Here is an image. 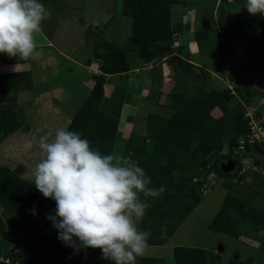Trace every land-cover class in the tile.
Returning <instances> with one entry per match:
<instances>
[{"label": "trees", "instance_id": "obj_1", "mask_svg": "<svg viewBox=\"0 0 264 264\" xmlns=\"http://www.w3.org/2000/svg\"><path fill=\"white\" fill-rule=\"evenodd\" d=\"M48 1L40 0L43 5ZM172 5L184 6L187 5V0H121L120 13L131 19L126 42L123 46H118L103 38H96L92 55L99 62L100 74L93 75L94 84L90 92L66 127L69 131L81 133L82 138L88 139L91 146L99 149L102 154H111L118 134V117L125 91L123 87H116L109 97H104L103 85L106 75L127 72L131 64L138 60L150 62L164 57L176 77L181 79L185 75L193 81L188 82V87L184 89L176 81L175 89L169 93L172 103L167 106L165 104L173 112L169 116L155 111L148 112L146 129L143 130L146 134L128 138L125 146L124 155L131 154L150 177L149 187L155 185L156 189L161 186L165 189L157 196V201L148 198L154 213H148L146 210V215L139 224L140 230L150 232L147 244L158 246L164 244L165 235L171 232L172 227L181 223L200 200L199 195L195 199L179 197L187 190L194 194L198 191V185L201 190L206 184L207 179L199 174L197 178L196 171L207 167L216 174L226 175L222 174L224 172L220 163L236 157L238 168L227 173L234 176L237 169L241 168L242 157L251 152L264 157V143L247 145L240 155L233 153L237 139L248 130L243 106L237 102L236 107H229L228 103L233 98L229 89H212L208 92L210 97L205 99L201 90L206 80V71L200 69L198 73H194L190 69L192 66L185 59L173 55L175 29L171 21ZM231 28L242 33L244 40L261 56L258 64L264 65V17L251 16L243 7ZM213 31H216V28L194 32V39L201 50L211 48V45H215L218 50L222 48L221 42L212 38ZM210 54H214L213 50ZM182 80L186 81L185 78ZM20 87L28 90L31 88L28 72L0 75V93L16 91ZM215 107L222 111L221 116L217 118L211 114ZM22 125L23 121L17 119L14 104H0V144L7 135L18 131ZM146 136L154 139L153 145L145 144ZM224 145L227 146L226 152H223ZM218 156L219 161L210 162V158ZM259 157L256 156L253 160L256 167L260 166ZM161 164L162 172L160 177L155 179L156 169ZM183 170H187L185 187H181L173 175L174 172L179 174ZM259 172L255 170L251 176L258 178ZM21 173V166L11 169L0 165V208L9 215L7 222L0 217V233L5 228L12 232L11 246L8 251L0 252V256L13 257V263L0 260V264H14L15 261L21 264H61L58 259L60 253L71 260V247L61 242L58 235L43 234L40 229L41 222L48 213L53 211L52 214H55V201L43 197L35 184L30 185ZM245 177L246 175L240 176L239 180ZM208 229L234 238H240L252 230H264V204L260 207L241 197L226 194L209 222ZM261 244L264 247V235ZM172 255V263H166L161 257L140 256L136 264H253L251 257L244 260L230 259L226 263L219 254L198 247L174 246ZM101 257L102 253L90 252L87 264H96V259L98 264H112Z\"/></svg>", "mask_w": 264, "mask_h": 264}, {"label": "rangeland", "instance_id": "obj_2", "mask_svg": "<svg viewBox=\"0 0 264 264\" xmlns=\"http://www.w3.org/2000/svg\"><path fill=\"white\" fill-rule=\"evenodd\" d=\"M48 2V7H46V10L48 12H57V14L52 13V16H48V18L46 19L48 21V31H50L51 34L52 24L57 21V25L55 27V39L59 43V47H61L63 50H70L72 47L74 49V54L77 55V58L87 59L92 57V42H95L96 38L98 39V37L113 42L118 46H123L125 44L130 32L131 19L129 17L123 16L120 13L121 0H49ZM199 3L203 5L199 6ZM215 5H218V11H213V9L216 8ZM244 5L245 0H187V6L185 7V10H183L184 14L185 12L188 13L189 18L187 19L191 20L194 23H201L203 22L202 20L208 19L210 16H212V12H217L218 20L223 25V28H229V30H231L233 28L230 29V26H232L233 22L236 21L238 16H240V9L245 7ZM172 7V15H174L175 18L174 21L180 19L182 20L183 18H181L180 14H177V6L172 5ZM198 12H201V14H197ZM60 16L61 18H59ZM65 17H67V19L69 20L68 23L71 24L67 25V20L65 19ZM70 19L74 22V24ZM82 21L87 25H84L85 27L81 25L76 27V25H78L79 22ZM95 23L102 24L95 27ZM88 26L90 27V30L86 29V27ZM231 31H236V29ZM77 33L79 37H77ZM217 33V29L216 31H213L212 38L214 40L221 41L220 34ZM239 33L242 35L241 32ZM229 36L235 37L233 33H230ZM240 40L242 39L240 38ZM211 48H205L203 52L204 55H209L212 50L214 53L212 54L213 56H219V54L223 53V47L218 50L215 45H211ZM45 51H48L47 48H44L42 50V55L47 54ZM258 57L259 60L262 59L260 55H258ZM163 58L164 57H161L154 62V64H156L157 66L152 68L153 70H155L156 67H159L160 63L163 64L164 62H167V59L165 58L164 60ZM152 63L144 64L143 66L153 65ZM31 64L35 89L34 95L28 92H13L6 95L8 101H12V103L16 102L17 108L14 107V109H16V116L17 119L19 118L20 121H23V125L18 131L12 132L7 135L0 144V165H6L11 169L21 166V176L25 178L30 185L34 184L31 183L33 179L32 171L35 167V164L38 163L41 159V153L39 152L38 148L35 147V144L38 142L39 137L49 131H52L54 133L57 129H66L74 113L81 105L86 90L88 89V85L86 83L83 84V82H86L84 81L83 75L78 76L76 73L74 74V72L77 70L74 65L69 66V69L66 71L65 69H67V66L65 62H58V70H60V73L58 75H53L50 73L51 69H46L44 70L45 76H42L39 72H37L36 62L34 60H31ZM167 68L171 70L169 66H167ZM168 69H166L165 73L169 72ZM76 76H78V78ZM90 79L94 81L93 78ZM109 79L112 78L105 76V82L103 85L104 97H109L113 86L116 84L113 82L112 84H110ZM113 79L114 80L111 81L116 80L115 76ZM79 82H81L80 87H78ZM124 82L125 87L127 88V94L129 95L131 93V96H129L130 99L126 100L125 107L127 108L130 104L136 103L137 101L136 94L138 92V89H134L133 84L134 82L138 84L139 80H134L130 77L128 81L124 79ZM55 84H59L61 87H65L63 88V93L61 96L63 98L61 102L63 105H58V108H56V110L53 109V103L50 101L52 98L51 95L43 91L50 86H54ZM121 84H123L122 81L118 85ZM205 84L206 80L203 82V86ZM209 87L210 86L206 84V87H204V89L208 91L210 89ZM252 96H254V94L250 93L249 98H251ZM263 98L260 99V102H264ZM37 101L41 103L38 107L36 106ZM250 102L254 104L258 103L256 100H252ZM35 106L38 109H31L34 115L30 116L28 112L22 111L23 113L28 115H25L24 117L22 116V113L20 111L21 107L26 109ZM158 107L159 106L155 105L154 111L159 114H165V116H169L173 112L171 108ZM146 110L147 109H144V107L142 106V111L139 112V109H137L135 110V114H144ZM247 110L259 113L260 117L263 115L261 113L262 109H260V111L258 109L249 107ZM28 111L30 112V109H28ZM126 114H124V117ZM120 116L121 120L118 121L117 125L120 133L117 134L114 140L111 154L115 153L124 155L127 139L132 136L138 137L144 135L145 132H143V130L146 129V121L145 124L143 123V121L142 124L139 121H135L133 122L135 124H132L129 129L125 128L127 130L121 131L123 129L122 127L125 124V121L122 114H119L118 119L120 118ZM138 118L140 119V117ZM131 128L133 130H131ZM28 140H32L34 144V147L31 150H27L24 147L25 143ZM133 142L134 140L132 141V144ZM153 143L154 139L148 136L145 140V144L153 145ZM226 151L227 146L224 145L223 152ZM254 157L256 156L246 155L241 159V165L244 166V168L246 166H249L248 170H250L251 167H253L254 169V165L252 162ZM257 157L259 156L257 155ZM258 159L262 163H264L263 156H260ZM214 160L219 161V156L217 158H210V162ZM162 167L163 166L161 164L156 169L154 176L155 179L160 177ZM207 169L209 168L203 167L195 173V176L197 178H199V174L200 177H205L207 179L206 184L202 186L201 190L200 185H198L199 188L197 189L198 191L196 193L191 194L186 189V192L179 195L180 199H185V197L195 199L199 195L201 197L200 200H198L194 208L185 215L181 223H179L175 227H172V229L170 230L171 232L167 234L165 233L166 241L163 245L158 246L147 244V248L142 256H157L163 258L166 263H172L173 247L188 246L204 248L211 252L219 254L222 257L223 261L226 263L230 259L244 260L248 257H252L255 249L246 242L253 240L256 241L257 239H259L261 237V232L252 230L249 231L246 235L241 236L240 238H234L228 234L208 229V224L218 211L224 196L228 192L233 193L238 189H242L243 191L245 190V188L241 186L244 181L239 180V177H242L243 175L247 176L249 175V173H252L251 171L254 170L248 171V174L243 172L242 170H237L236 175L233 176L232 174L228 175V172L222 173L226 175L216 174V172H212L211 168L207 172ZM186 171L187 170H183L181 172L182 174H178L176 172L173 173V175L175 176V181L178 182L181 187H185V185L187 184V174L185 173ZM152 188H156L155 185H153ZM253 196H255L253 199L248 196H241V198L245 199L251 204H257L259 206L261 204V199L259 197L258 190L256 195ZM179 197H177V200ZM151 199L157 201V197ZM153 200L152 202H155ZM147 211L148 213H154V211H152L151 203ZM52 213L53 211H50L48 215H53ZM0 217L5 222H7L9 219L8 213L2 208H0ZM40 229L43 234L58 235V231L53 227L52 222L47 219V217L41 222ZM147 229H149V227H147ZM11 235L12 232H10V229L8 228H5L2 233H0V252H6L9 250L11 246ZM71 249V252L73 254V258L71 260L67 259L66 256L62 253L58 255V259L61 264H81L83 261L87 264L88 254L90 252L93 254L102 253L100 249L89 248L86 251L80 250L79 252H77L73 248ZM97 261L98 260L96 259L94 262L98 264ZM253 262L255 263L257 261L254 260Z\"/></svg>", "mask_w": 264, "mask_h": 264}, {"label": "clouds", "instance_id": "obj_3", "mask_svg": "<svg viewBox=\"0 0 264 264\" xmlns=\"http://www.w3.org/2000/svg\"><path fill=\"white\" fill-rule=\"evenodd\" d=\"M244 6L251 16L264 17V0H245ZM49 15L40 0H0V54L19 61L39 60L36 34ZM24 147L31 150L33 141ZM35 147L41 159L31 183L43 197L55 201V214L47 219L58 239L77 252L100 249L101 258L112 264H136L150 238V232L139 229L150 207L148 198L159 196L164 187H149L150 177L131 154H102L77 131H49ZM231 159L238 168L237 158Z\"/></svg>", "mask_w": 264, "mask_h": 264}, {"label": "crops", "instance_id": "obj_4", "mask_svg": "<svg viewBox=\"0 0 264 264\" xmlns=\"http://www.w3.org/2000/svg\"><path fill=\"white\" fill-rule=\"evenodd\" d=\"M48 3L44 6L45 8L48 7ZM202 5L203 4L199 3V6ZM186 6L187 5H178L176 7L177 14H180L181 18H183L182 20L180 19L174 21V15L171 16L172 27L175 29L174 42L172 46V48L175 49V52L173 53V55L179 56L190 63V65L192 66L190 69L193 70L194 73H198L200 69L206 71L207 76L205 79L206 84L210 86L209 90L213 89L221 91L223 89H229L230 94L233 95V98L228 103L230 108L236 107V103L238 102L243 106L244 111H246L249 107L258 110L262 109V111H260L263 114H261L263 116L262 119H264V102H260V99L264 97V65L258 64V54L255 52L253 47L244 40V36L242 37V35L238 31H232L235 37L229 36L230 34H228V28H223V25L218 20L217 12H212V16H210L208 19L202 20L203 22L201 23H194L191 20L187 19L189 18L188 13L185 12L184 14ZM215 7L216 8L213 9V11H218V5H215ZM49 13V16H52V13L57 14L56 11ZM197 14L200 15L201 12H198ZM59 18H61V16ZM46 19L42 22L41 31L36 34V43L38 50H43L44 48H47L48 50L45 51L47 54L41 55L39 60H34L37 66V72H39L40 75L45 76L44 70L51 69V74L58 75L60 73V70H58V62H65L67 66V69H65L66 71L69 69V66L74 65V67H76L78 70H76L74 74L76 73L78 76L83 75L84 81H86L83 82V84L86 83L88 85V89L86 90L84 96L85 99L94 84V81L90 78H93V75L95 74H100L99 62L93 57V55L92 57L87 59L77 58V55L74 54V49L72 47L70 50H63L61 47H59V43L55 39V27L57 25V21L52 24L50 34V31H48V21ZM65 19L67 20V25L71 24L68 23L69 20L67 19V17H65ZM71 22L74 24L72 20ZM101 24L102 23H95L94 25L95 27H97ZM79 25L85 27L87 24L82 21L79 22L76 27H78ZM212 28H216L218 33L220 34V42L223 47V54H219V56H213L212 54L204 55L203 52L205 49L201 50L194 39L195 31L204 29L209 30ZM86 29L90 30V27L88 26L86 27ZM77 37H79L78 33ZM240 38L242 40H240ZM92 44H94V41L92 42ZM42 50L40 51L42 52ZM163 59L165 60V58ZM155 61L152 60L150 62H143L138 60L131 64L130 69L127 72L121 73L120 75H106L107 77L112 78L109 79L110 84H112V82L116 83L113 86L112 91L116 87H123L125 91L123 96V104L120 109V115L122 114L124 117V114H127L124 117L125 124L123 125V129L121 131L127 130L125 128L129 129L132 124H135L133 123L135 121H139L141 124L143 121V123L145 124V121L147 122L146 114L148 112L154 111L155 105L159 106L158 108L166 107L172 101L169 93L172 91V89H174L176 81L179 82L182 89L188 87V82H193L189 78V76L183 75L181 79L176 77L173 68L167 62H164L163 64L160 63L159 67H156L155 70H153L152 68L157 66L156 64H154ZM150 63H152L153 65L143 66L144 64ZM167 66H169L171 70H169ZM166 69H168L170 73H165ZM23 72H28L30 74L31 88L28 90L20 87L16 91L0 93V104L12 103V101L7 100L6 95L13 92H28L32 95H34L35 93L31 60L19 61L17 58H9L4 54H0V75ZM78 76L76 77L78 78ZM114 76L116 80L111 81L114 80ZM130 77L134 80H139L138 84H136V82H134L133 84V88L138 89V92L136 94L137 101L136 103L130 104L131 106L129 105L126 108V100L130 99L129 96H131V93L129 95L127 94V88L125 87L124 79L128 81ZM183 78H185L186 81L182 80ZM121 81L123 82V84L118 85ZM206 84L201 90L203 93L202 96L205 99L206 97L208 98V96L210 97L208 93L209 90L207 91L204 89V87H206ZM80 86L81 82H79L78 84V87ZM63 88L65 87H61L59 84H55L54 86H50L49 88H46V90H43L44 92L51 95L52 98L50 101L53 103V109L55 110L56 108H58V105H63L61 103L63 100V98L61 97ZM250 93L254 94V96H252L251 98H249ZM84 99L82 100V102L84 101ZM252 100H256L258 103H251L250 101ZM12 104H14V107L17 108L16 102ZM40 104L41 103L39 101L36 102L37 107ZM36 106L26 109L22 108L24 107L22 106V109L20 108L22 116H28L22 111L28 112L30 116L34 115L31 109H38ZM142 106L144 107V109H147L146 112L144 114L138 113L139 115H136L135 110L139 109V112L142 111ZM28 109H30V112L28 111ZM211 114L215 118H217L221 116L222 111L218 107H215L211 111ZM138 117H140V119ZM119 120H121V116ZM131 130L133 129L131 128ZM117 133H120L119 128L117 130ZM248 156L257 155L254 152H251L250 154H248ZM254 159L255 157L253 158V160ZM253 165L254 169L253 167H251ZM253 165L250 166V170H257L258 172L260 171L258 173L260 174V177L258 176V178H254L252 177L253 175L251 176L252 173H249V175L241 179L242 181H244L243 184L240 183L241 186L245 188L244 191L242 189H238L236 192H228L227 194L239 198L241 196H248L253 199L255 197L253 195H256L258 190L259 197L261 199V204L259 206L262 207L264 204V163L260 162L259 167H256L254 163ZM240 167L242 171L247 174L248 171H250L248 170L249 166H246L244 168V166L241 165ZM259 232H261V237L259 239H257L256 241L253 240L246 242L255 249V252H253L254 254L251 258L253 261L255 260L257 262H253V264H264V247L261 244L264 230H260ZM81 264L86 263L83 261Z\"/></svg>", "mask_w": 264, "mask_h": 264}, {"label": "built area", "instance_id": "obj_5", "mask_svg": "<svg viewBox=\"0 0 264 264\" xmlns=\"http://www.w3.org/2000/svg\"><path fill=\"white\" fill-rule=\"evenodd\" d=\"M247 117V132L240 136L237 139V146L233 148V153L235 155H240L245 151L246 146H253L256 143L261 144L264 143V125L261 117H257L256 113L252 111H247L245 113ZM13 257L10 256H0V260L6 263H13ZM14 264H21L19 261H15Z\"/></svg>", "mask_w": 264, "mask_h": 264}, {"label": "water", "instance_id": "obj_6", "mask_svg": "<svg viewBox=\"0 0 264 264\" xmlns=\"http://www.w3.org/2000/svg\"><path fill=\"white\" fill-rule=\"evenodd\" d=\"M236 165V160L228 158L226 161L220 163V168L223 172H230L234 169Z\"/></svg>", "mask_w": 264, "mask_h": 264}]
</instances>
